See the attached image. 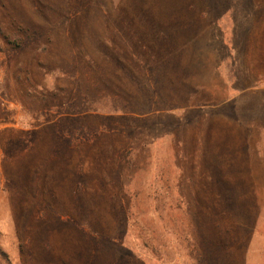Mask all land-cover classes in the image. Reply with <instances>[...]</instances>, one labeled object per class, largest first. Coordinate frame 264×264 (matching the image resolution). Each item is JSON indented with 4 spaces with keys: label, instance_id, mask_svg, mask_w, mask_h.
<instances>
[{
    "label": "rangeland",
    "instance_id": "rangeland-1",
    "mask_svg": "<svg viewBox=\"0 0 264 264\" xmlns=\"http://www.w3.org/2000/svg\"><path fill=\"white\" fill-rule=\"evenodd\" d=\"M187 222L264 264V0H0V264H180Z\"/></svg>",
    "mask_w": 264,
    "mask_h": 264
},
{
    "label": "trees",
    "instance_id": "trees-1",
    "mask_svg": "<svg viewBox=\"0 0 264 264\" xmlns=\"http://www.w3.org/2000/svg\"><path fill=\"white\" fill-rule=\"evenodd\" d=\"M174 203V202H173ZM173 203L171 202L170 207H172ZM192 204L186 205V214L188 216V219L190 218V215L188 212L192 209ZM188 208V210H187ZM113 210H116V206H114ZM156 212V211H155ZM190 222V219H189ZM187 222V225L182 229L178 234H170V231H165L164 233V239L167 241V243H170L177 251L182 250V253L185 256V259L183 260L182 253L178 257L180 264H200L202 252L198 248H196V237H197V231L195 230L194 226L189 225L190 223ZM153 238V237H152ZM108 239V238H107ZM100 240L104 243L106 241V237L102 236ZM111 240H107L109 243ZM162 247L161 245H158L157 247H151L148 243H141V245L137 246L135 249H129L125 254L133 258L135 262L138 264H168L165 263L160 256V252L157 250H160ZM173 252V251H172ZM149 253L150 259H147V261L144 262V256L145 254ZM204 253H207V251L204 250ZM203 253V255H204ZM151 254L153 256L151 257ZM2 256H6L4 252L1 253ZM153 258H155L157 261H152ZM170 262H173L172 256L169 257ZM150 260V261H149ZM183 260V261H182ZM136 264V263H133Z\"/></svg>",
    "mask_w": 264,
    "mask_h": 264
}]
</instances>
